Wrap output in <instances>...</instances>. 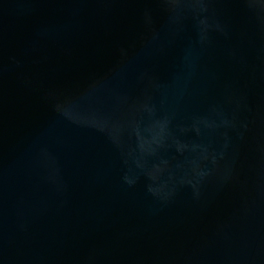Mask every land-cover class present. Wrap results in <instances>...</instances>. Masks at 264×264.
Listing matches in <instances>:
<instances>
[{"label":"water","instance_id":"95a60500","mask_svg":"<svg viewBox=\"0 0 264 264\" xmlns=\"http://www.w3.org/2000/svg\"><path fill=\"white\" fill-rule=\"evenodd\" d=\"M0 264H264V0H0Z\"/></svg>","mask_w":264,"mask_h":264}]
</instances>
